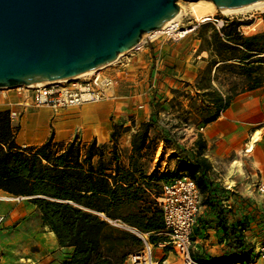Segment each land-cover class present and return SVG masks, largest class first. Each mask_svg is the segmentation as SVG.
Listing matches in <instances>:
<instances>
[{
    "label": "trees",
    "instance_id": "obj_1",
    "mask_svg": "<svg viewBox=\"0 0 264 264\" xmlns=\"http://www.w3.org/2000/svg\"><path fill=\"white\" fill-rule=\"evenodd\" d=\"M250 24L252 21L238 19L228 21L220 30L212 29L207 41L213 58L211 65L195 84L186 83L194 87L196 95L190 91L183 93L191 99L196 114L194 122L199 128L217 120L236 95L264 85V30L246 34L243 27ZM221 72L242 77L247 83L232 92L222 90L213 84ZM172 92L176 98L181 95V88ZM151 106L150 118L134 132V120L132 125L113 121L107 142L96 137L84 141L79 134L67 141H57L52 132L37 146L20 145L17 142L20 129L13 125L11 111H0V189L27 197L61 245L74 247L67 264H125L133 248L128 243L142 245V239L110 220L149 233L155 244L165 239L158 236L165 230V222L157 198L165 182L187 172L197 181L202 205L212 207L209 214L217 220L224 232L222 238L233 252L230 258L215 262L196 258L208 264L251 261L254 245L244 239L248 217L245 215L241 223L230 221L231 209L224 203L225 188L211 176L213 167L205 152L207 142L202 131L197 132L193 145L185 146L174 131L177 126L168 128L160 123L154 99ZM154 131L160 134L154 136ZM128 134H131L129 147L122 142ZM159 141L164 148H174L169 154V160L176 161L174 169L161 172L160 158L150 170ZM209 214L198 215L194 241L206 228H211L214 218H208ZM106 242L113 246L106 249ZM121 247L128 251L121 252Z\"/></svg>",
    "mask_w": 264,
    "mask_h": 264
},
{
    "label": "crops",
    "instance_id": "obj_2",
    "mask_svg": "<svg viewBox=\"0 0 264 264\" xmlns=\"http://www.w3.org/2000/svg\"><path fill=\"white\" fill-rule=\"evenodd\" d=\"M21 88L0 89V111H11L12 123L20 129L17 142L22 146L41 145L52 132L57 141H67L79 134L84 141L96 137L100 142H107L110 140L113 121L116 122L115 116L120 119L124 114L120 103L113 99L58 109L49 105V108L35 107L33 98ZM149 115L144 105L143 112L140 109L136 111V120L146 121ZM202 133L207 142L205 152L213 167L211 176L225 188L227 199L224 203L231 209L230 221L237 222L238 218H244L245 215L249 217L255 212L264 219V199L258 190V185L264 183V85L236 95L217 120L204 126ZM257 134L254 147L249 151V144ZM172 151L173 147L164 148L150 170L160 158L161 164L168 163L166 167L161 165V172L168 168L174 169L176 161L169 160ZM7 194L0 189V213L5 215L0 223V264H67L74 247L61 245L55 232L43 222L41 212L31 201L2 200L1 197ZM209 213L212 214V207L203 206L201 202L199 214L205 217ZM210 214L207 217L213 219ZM216 222L214 218L211 228H206L194 241L192 251L193 254L197 251L199 258L221 261L233 255L229 243L222 238L224 232ZM248 225L244 230V239L254 245L251 262L264 264V258L254 256V250L261 241H257L256 233L253 232L254 225ZM145 234L150 239V234ZM104 245L106 249L113 246L108 242ZM128 247H133L134 251L141 244L130 246L128 243ZM155 256L158 259L167 256L169 260H174L168 248L156 247Z\"/></svg>",
    "mask_w": 264,
    "mask_h": 264
},
{
    "label": "water",
    "instance_id": "obj_3",
    "mask_svg": "<svg viewBox=\"0 0 264 264\" xmlns=\"http://www.w3.org/2000/svg\"><path fill=\"white\" fill-rule=\"evenodd\" d=\"M179 1L0 0V89L100 69L170 23ZM213 1L222 11L264 0Z\"/></svg>",
    "mask_w": 264,
    "mask_h": 264
},
{
    "label": "rangeland",
    "instance_id": "obj_4",
    "mask_svg": "<svg viewBox=\"0 0 264 264\" xmlns=\"http://www.w3.org/2000/svg\"><path fill=\"white\" fill-rule=\"evenodd\" d=\"M179 4L181 10L183 9V14L179 19L181 30L188 28L192 30H188L185 35L183 32L178 34V31L170 33L166 29L153 34H145L142 43L140 46L138 45L139 48H133L119 57L121 61L127 62L125 66L116 62L119 58L112 62L113 64L104 66L103 70L110 72L117 79L113 89L114 96L104 100L113 99L120 103L124 114L122 117L120 116V119L115 116V121L132 125L134 120L135 126L132 129L134 132L142 123L137 122L136 111L140 109V112H143V107L146 105V111L148 110L149 116H151V100L154 99L155 109L159 112L160 123L168 128H171L172 125L177 126L174 131H177L180 142L185 146H191L197 138V132L202 130L194 122L196 114L193 113L194 108L191 107V99L183 93L190 91L196 95L194 87L187 86L186 83L195 84L211 65L213 58L207 41L212 29H218L222 20L239 19L252 21V24L244 27L246 34L259 32L264 30V12L253 9L238 15L226 14L212 0H204L199 3L180 0ZM209 16L212 19L208 20ZM204 25L207 27L204 28ZM216 70L217 66L213 67V77ZM246 83L244 78L230 72H221L218 79L213 80L216 87L230 92L234 91L235 88H243ZM177 87L181 88V95L175 98L172 89ZM20 90L29 93L32 98L33 90L31 87H23ZM200 100L199 102H202V98ZM32 104L35 107L49 108L47 105L36 106L33 100ZM159 134L158 131L153 132L154 136ZM130 139L131 134L126 135L122 139L123 145L129 147ZM163 150L164 144L159 141L155 158L160 157ZM154 160L150 163V168ZM161 165L166 167L168 163ZM260 216L259 213L255 212L251 213L248 219L251 220L249 224L254 225L253 232L256 233L257 241L262 242L264 241V219L263 216ZM241 219L238 218L237 222ZM247 226L250 225L247 224ZM120 251L126 252V249L121 248ZM194 254L199 257L197 251ZM209 261L215 262L216 260L210 258ZM245 263L247 264L248 261Z\"/></svg>",
    "mask_w": 264,
    "mask_h": 264
},
{
    "label": "built area",
    "instance_id": "obj_5",
    "mask_svg": "<svg viewBox=\"0 0 264 264\" xmlns=\"http://www.w3.org/2000/svg\"><path fill=\"white\" fill-rule=\"evenodd\" d=\"M227 22L222 20L218 25V30ZM178 30H181L180 21L171 25V29L166 31L172 33ZM135 48L139 47L136 46ZM116 62L122 66L127 63L121 61L120 58ZM116 83V77L110 72L104 71L102 67L86 76L34 85L31 87L33 90L32 98L36 106L49 105L55 109L80 106L87 102H96L113 97V89ZM203 129L204 127H201V130ZM258 190L264 199V183L258 185ZM1 199L20 202L27 197L7 194ZM157 201L158 206L162 209L165 222V230L158 235L164 236L165 239L156 244L141 230L110 220L113 224L130 230L142 239L141 247L129 254L126 264H208L198 260L192 251L194 244L193 229L202 202L197 181L190 174L184 172L163 184L161 195ZM4 218L5 215L0 213V223ZM260 243L254 250V256L264 258V241ZM156 247L168 248L170 253L174 255V260H169L167 256L162 259L156 258ZM246 261L248 260L212 264H246ZM247 264H252V262L248 261Z\"/></svg>",
    "mask_w": 264,
    "mask_h": 264
},
{
    "label": "bare ground",
    "instance_id": "obj_6",
    "mask_svg": "<svg viewBox=\"0 0 264 264\" xmlns=\"http://www.w3.org/2000/svg\"><path fill=\"white\" fill-rule=\"evenodd\" d=\"M204 0H198V1H195V2H197V3H199V2H203ZM213 1V0H212ZM214 2V1H213ZM215 3V2H214ZM216 5V4H215ZM260 10V11H264V1L263 2H259V3H255V4H251V5H246V6H240V7H236V8H232V9H224V10H222V12L223 13H226V14H232V15H238V14H242V13H245V12H247V11H250V10ZM182 14H183V9L182 10H180V12L178 13V15L170 22V23H168L165 27H163V28H161V29H159V30H156V31H153V32H151L150 34H153V33H155V32H158V31H162V30H164V29H171V25H175V23L176 22H178L179 21V19L181 18V16H182ZM209 19L208 20H210V19H212L211 18V16H209L208 17ZM203 21H207V20H203ZM188 30H192V29H190V28H188V29H185V30H178V34L180 33V32H183V34L185 35L187 32H188ZM184 35H182V36H184ZM179 36H181V35H179ZM142 43V42H141ZM140 43V44H141ZM139 44V45H140ZM121 56V55H120ZM119 56V57H120ZM118 57V58H119ZM117 58V59H118ZM117 59H115L114 61H116ZM114 61H112V62H114ZM112 62H110V63H112ZM109 63V64H110ZM104 67V66H103ZM95 71V70H94ZM91 73H93V71H91V72H88V73H85V74H82V75H78V76H75V77H81V76H86V75H89V74H91ZM258 137V134L257 135H255V137L253 138V140L251 141V143L249 144V148H248V150L250 151V150H252L253 149V147H254V142H255V140H256V138Z\"/></svg>",
    "mask_w": 264,
    "mask_h": 264
}]
</instances>
